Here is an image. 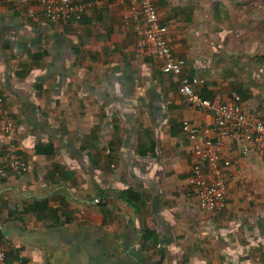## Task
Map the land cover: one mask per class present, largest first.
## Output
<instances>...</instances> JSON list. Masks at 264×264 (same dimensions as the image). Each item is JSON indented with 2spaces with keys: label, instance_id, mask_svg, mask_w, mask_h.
<instances>
[{
  "label": "crops",
  "instance_id": "crops-1",
  "mask_svg": "<svg viewBox=\"0 0 264 264\" xmlns=\"http://www.w3.org/2000/svg\"><path fill=\"white\" fill-rule=\"evenodd\" d=\"M156 4L185 73L203 79L197 91L239 96L264 119L262 85L230 75L233 31L213 0ZM162 63L139 45L131 0L57 22L38 0H0L1 104L26 127L19 152L30 164L0 177L7 264H264V156L225 138L226 205L202 209L183 121L202 129L209 118Z\"/></svg>",
  "mask_w": 264,
  "mask_h": 264
},
{
  "label": "built area",
  "instance_id": "built-area-1",
  "mask_svg": "<svg viewBox=\"0 0 264 264\" xmlns=\"http://www.w3.org/2000/svg\"><path fill=\"white\" fill-rule=\"evenodd\" d=\"M45 16L52 22L80 15L103 0H38ZM134 17L139 25V45L147 56L161 58L162 71L180 77L179 91L194 107L200 108L209 118L202 129L188 119L183 129L193 140L194 161L191 165L190 184L199 206L216 211L226 205L228 182L223 170L232 162V156L223 151L225 138L242 142L244 152H256L264 156V119L254 117L243 107L240 97L230 101L203 97L196 85L203 79L185 73L187 61L173 49L169 25L162 21L156 0H131ZM0 98V132L6 141V164L0 166V177L9 168L18 174L26 173L30 164L19 152L18 134L25 130L3 108ZM214 133L211 134L210 132ZM0 224V229H1ZM7 250L0 240V264H7Z\"/></svg>",
  "mask_w": 264,
  "mask_h": 264
},
{
  "label": "rangeland",
  "instance_id": "rangeland-1",
  "mask_svg": "<svg viewBox=\"0 0 264 264\" xmlns=\"http://www.w3.org/2000/svg\"><path fill=\"white\" fill-rule=\"evenodd\" d=\"M214 3L222 17V27L233 31L227 35L232 54L225 57L240 69L231 70L230 75L238 80H254L264 89V0H213Z\"/></svg>",
  "mask_w": 264,
  "mask_h": 264
},
{
  "label": "trees",
  "instance_id": "trees-1",
  "mask_svg": "<svg viewBox=\"0 0 264 264\" xmlns=\"http://www.w3.org/2000/svg\"><path fill=\"white\" fill-rule=\"evenodd\" d=\"M132 192L131 189L125 190L122 192L123 196H126L128 193ZM107 213V210L105 209V214Z\"/></svg>",
  "mask_w": 264,
  "mask_h": 264
}]
</instances>
